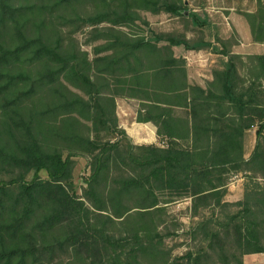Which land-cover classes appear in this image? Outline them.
I'll return each instance as SVG.
<instances>
[{"label":"trees","instance_id":"trees-1","mask_svg":"<svg viewBox=\"0 0 264 264\" xmlns=\"http://www.w3.org/2000/svg\"><path fill=\"white\" fill-rule=\"evenodd\" d=\"M86 7L93 58L53 18ZM142 11L204 25L185 0H0V264H244L264 253V54L140 33ZM244 16L264 44V0ZM179 46L225 59L205 86L191 83ZM117 96L141 101L138 120L164 146L132 142ZM77 157L91 169L82 195ZM40 171L48 178H27ZM234 177L243 193L231 201ZM185 200L196 248L175 256L169 207Z\"/></svg>","mask_w":264,"mask_h":264},{"label":"rangeland","instance_id":"rangeland-1","mask_svg":"<svg viewBox=\"0 0 264 264\" xmlns=\"http://www.w3.org/2000/svg\"><path fill=\"white\" fill-rule=\"evenodd\" d=\"M185 1L189 4V12L198 14L200 23L204 24L203 28L202 26H199L201 30L195 28L192 23L187 27L183 18L179 16H174L165 12L153 14L148 11H142L143 18L148 21L149 24L147 25L143 23V20H139L138 24L141 28L137 31L145 33L146 35L149 34L151 30L159 33H186L188 38L199 39L200 37L205 41L213 43L217 47H222V40L226 41L230 39V41L234 43L232 49L235 53L243 56L258 54L257 52L259 51L264 53V47L261 49L245 48L242 44L243 41H245L243 37L246 36V25L249 26L244 13L256 10V0ZM92 12L93 8L91 7H86L80 11L73 9H67L66 11L57 10L53 17L58 22V26H61L60 29L62 30L63 35L66 36V38L73 37V39L78 42L81 49L89 53L90 58H93L94 49V42H90L91 37L89 34L92 26L86 22L85 18ZM80 17L82 19H80ZM62 21L67 23L64 24ZM177 48V53H183L186 51L184 46H179ZM200 52L204 54V57L199 58V64H204L198 65L195 63L194 65H191L190 70L188 67V73L192 75L194 83H197V79L199 78L205 81L207 80L205 76H203V73L211 74L213 76V69L220 66L221 61L225 59L221 55L213 53L211 49L200 50ZM199 72L201 74H199ZM255 134L256 128L247 132L246 139L247 141L249 139L250 145H253ZM114 137V135H109L107 136V139H114ZM74 161L73 181L78 194L82 195L83 189L87 186L86 179L91 170L89 167V159L86 157H77ZM33 176H40L43 179L48 178L46 171H40L37 174L31 172L27 175V178L31 179ZM230 182H232L230 185V192L226 199L231 201L238 200L242 195L241 182L238 178L232 179ZM169 210L171 216L168 221L170 228L174 230V232L166 239V246L173 250L175 256L183 255L189 249L196 248V243L188 234L193 220L190 211V201L185 200L174 202L170 205Z\"/></svg>","mask_w":264,"mask_h":264},{"label":"crops","instance_id":"crops-1","mask_svg":"<svg viewBox=\"0 0 264 264\" xmlns=\"http://www.w3.org/2000/svg\"><path fill=\"white\" fill-rule=\"evenodd\" d=\"M247 24V23H246ZM246 36L243 37L245 41H243V45L245 48H259L261 49L264 47V44H255L252 42V36L251 31L248 25ZM175 54L177 57H183L187 62V70L191 65H194L197 63L198 65L204 64L200 63L199 61L201 57H204V54L200 51H194V50H186L183 53H177L178 48L175 47ZM258 54H264L262 52H257ZM196 64V65H197ZM189 74V73H188ZM199 74H201L199 72ZM205 78L207 79H197V84H200L202 86H205V83L212 80L213 76L211 74H204ZM189 80L191 83H194L192 79V75L189 74ZM116 104H117V116L119 120L120 128L126 131L127 135L130 137L132 142L136 145H159L164 146L165 140L161 141V137L158 135V127L153 121H139L138 116L139 113H144V109L141 107V101L135 98L130 97H124V96H117L116 97ZM183 148H191L192 146V139L187 138L184 140L179 141ZM256 144V134L254 137L253 145L249 144V139L247 141L246 139V150H247V157L250 156L254 146ZM238 178L241 182V185H243V178L241 177H234L232 179ZM231 179V180H232ZM232 182L229 183L228 187L230 190V185ZM242 188V187H241ZM242 193L243 190L241 189ZM242 197V195H241ZM240 199V198H239ZM244 264H264V253H256V254H248L244 257Z\"/></svg>","mask_w":264,"mask_h":264}]
</instances>
